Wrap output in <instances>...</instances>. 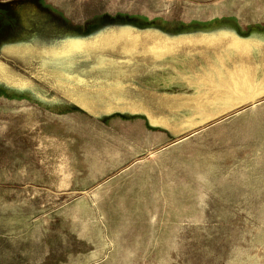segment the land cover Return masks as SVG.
Wrapping results in <instances>:
<instances>
[{"label":"rangeland","instance_id":"obj_1","mask_svg":"<svg viewBox=\"0 0 264 264\" xmlns=\"http://www.w3.org/2000/svg\"><path fill=\"white\" fill-rule=\"evenodd\" d=\"M253 27H264V0H0V264H66L56 237L78 193L54 185L99 157L92 126L148 101L207 123V61L225 67ZM225 85L240 105L262 96ZM250 104L182 144L196 204L161 264H264V99Z\"/></svg>","mask_w":264,"mask_h":264},{"label":"crops","instance_id":"obj_2","mask_svg":"<svg viewBox=\"0 0 264 264\" xmlns=\"http://www.w3.org/2000/svg\"><path fill=\"white\" fill-rule=\"evenodd\" d=\"M241 37L227 47L231 57L225 67L222 60L218 68L207 61V123H190L179 110L148 101L135 114L115 116L108 124L98 120L92 126L98 134L92 148L100 151L99 157L92 158L87 172L54 185L78 193L74 222L61 221L58 228L57 262L68 263L69 254H76L78 264H161L171 259L176 234L196 204V163L182 144L202 126L264 99V27H253ZM225 84L261 86L250 93L262 96L249 95L242 106V99L228 97L227 92H233ZM214 101L237 103L228 109L208 105ZM67 230H73L70 244L68 233L62 232ZM12 247L14 254L15 244ZM30 254L31 249L18 255L26 261Z\"/></svg>","mask_w":264,"mask_h":264},{"label":"trees","instance_id":"obj_3","mask_svg":"<svg viewBox=\"0 0 264 264\" xmlns=\"http://www.w3.org/2000/svg\"><path fill=\"white\" fill-rule=\"evenodd\" d=\"M0 60L5 63L6 59L4 57H0ZM7 63V62H6ZM18 70L21 72V73H25L27 74L29 77L31 76H34L36 74V67H30V66H25V67H20L18 68Z\"/></svg>","mask_w":264,"mask_h":264}]
</instances>
